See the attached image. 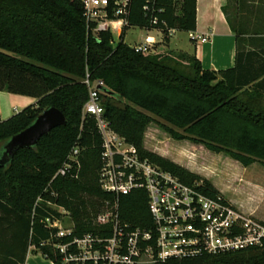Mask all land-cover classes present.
Listing matches in <instances>:
<instances>
[{
  "label": "trees",
  "instance_id": "16d2710c",
  "mask_svg": "<svg viewBox=\"0 0 264 264\" xmlns=\"http://www.w3.org/2000/svg\"><path fill=\"white\" fill-rule=\"evenodd\" d=\"M163 1L161 17L167 28L195 29L196 0ZM252 2L227 0L222 7L235 35V61L233 67L209 70L194 55L163 47L142 54L108 33H87L79 0H0V91L36 99L0 120V158L7 141L45 108L55 107L65 117V124L0 163V264H23L30 246L62 264L52 243L41 244L50 238L42 220L48 212L57 217L60 213L44 203L39 206V196L70 213L78 236L109 228L93 223L110 194L98 185L101 137L94 118L81 120L88 96L86 73L91 81L104 83L103 117L109 127L141 157L185 183L201 181L209 196L221 193L207 179L143 147L150 123L174 140L224 153L243 166L257 162L264 167V22L251 27L244 9L251 12ZM131 22L144 24L138 12ZM168 36L164 30L163 41ZM75 146L81 148L78 178H70L71 169L51 181ZM146 202L142 189L121 195V219L131 226L150 227ZM153 264H264V241L261 247Z\"/></svg>",
  "mask_w": 264,
  "mask_h": 264
},
{
  "label": "built area",
  "instance_id": "2783aa9c",
  "mask_svg": "<svg viewBox=\"0 0 264 264\" xmlns=\"http://www.w3.org/2000/svg\"><path fill=\"white\" fill-rule=\"evenodd\" d=\"M182 0H173L178 4ZM87 33L99 36L108 33L116 42H122L136 52H155L158 43L155 31L163 39L164 30L171 35L176 29L167 28L161 17L165 12L163 0H79ZM138 12L144 24H133L131 18ZM131 28L144 31V37L132 36L125 41ZM131 34V33H130ZM191 40L204 42L207 36L188 32ZM83 83L87 99L82 107L81 120L94 118L101 137L99 188L110 194L104 200L93 223L109 226L96 232L75 234L70 213L56 209V203L38 197L36 203L58 213L48 212L42 220L50 238L41 244L52 243L60 254L62 264H138L144 256L154 263L168 259H187L204 254L217 255L250 247H261L264 241V223L252 214H246L231 205L223 196H209L201 181L185 183L171 172L141 157L137 148L109 127L103 117L100 79L91 81L86 73ZM81 148L71 149L54 177L64 176L71 169L78 178ZM50 181V182H51ZM147 194L150 227L131 226L120 217V196L134 190ZM55 196V192L50 193ZM68 215V223L65 217Z\"/></svg>",
  "mask_w": 264,
  "mask_h": 264
},
{
  "label": "crops",
  "instance_id": "0c3cea01",
  "mask_svg": "<svg viewBox=\"0 0 264 264\" xmlns=\"http://www.w3.org/2000/svg\"><path fill=\"white\" fill-rule=\"evenodd\" d=\"M227 4V0H196V17H195V29L193 32L195 35L207 36L208 40L200 42L198 40H191L188 37V32L175 30L171 35L168 36L167 41L160 39L157 34L154 36L158 40V44L164 49L171 51L174 54H179L180 52H175L173 50L182 51L181 53H187L189 55H194L201 63L204 69L209 70H219L233 67L235 61L236 52V41L235 35L232 32L225 14L223 13L222 7ZM176 33L186 34L187 37H175ZM151 35V34H150ZM165 43V44H164ZM157 45L155 50H157ZM160 47V48H161ZM35 98L31 96L13 94L5 91H0V120H4L24 107L34 103ZM160 137L158 134H154L151 137H143V147L149 151L159 154L180 166L186 168L187 170L199 175L202 178L207 179L220 193L223 197L234 207L246 214H252L264 223V210H261V200L264 197V189L262 188V195H257V198L253 197V194L248 192L247 201H241L236 195L231 191L228 186H225L219 182L214 174L207 172L199 168L195 164L194 157L196 156L195 151L201 149L204 151L202 145L193 144L190 141L188 149L186 150V155L184 159L177 157H169L160 148L156 147L153 143L154 139ZM194 149L192 150V146ZM205 152V151H204ZM220 159L225 163L233 164V167L237 168L241 172L245 169L240 166V163H233L228 155L224 153H219ZM232 162V163H231ZM237 162V161H236ZM263 167V166H262ZM264 168V167H263ZM220 170V169H219ZM215 171V170H213ZM229 177V176H222ZM240 177H242L240 175ZM260 198V199H259ZM23 264H54L50 259L40 253L36 248L30 246L26 252V256Z\"/></svg>",
  "mask_w": 264,
  "mask_h": 264
},
{
  "label": "rangeland",
  "instance_id": "374dc122",
  "mask_svg": "<svg viewBox=\"0 0 264 264\" xmlns=\"http://www.w3.org/2000/svg\"><path fill=\"white\" fill-rule=\"evenodd\" d=\"M252 1V0H251ZM255 3L252 2V9L251 12L248 9H244L245 16L250 19L251 27L254 25L256 27L260 26L262 22H264V5H262V1L264 0H253ZM234 2V1H232ZM249 5V4H247ZM254 28V27H253ZM131 33V34H130ZM147 33L144 31H139L138 29L135 30L131 28V31L126 36L125 41L127 43H131L132 36L135 35L136 37H144ZM148 34L155 35V31H151ZM187 37L186 34H179L176 33L175 37ZM165 44V43H164ZM161 44H158L157 47L160 48ZM175 52H182L179 50H173ZM261 104L264 105V96L261 98ZM145 136L151 137L154 134H158L160 137L153 140V144L160 148L163 152H165L169 157H177L184 159L186 155V150L188 149L189 143L187 141L182 140H174L168 136L156 123H150L146 130ZM195 144V143H193ZM196 147L195 145L192 146V150ZM196 149V148H195ZM194 149V150H195ZM205 151V152H204ZM201 149L195 151V164L199 166V168L203 170H207L214 174L216 179L228 186L231 191L227 190L228 192H232L234 195L238 197L241 201H247L248 192L253 194L254 198H257V195L263 194L261 193L262 188L264 189V168L257 162L248 165L242 172L237 168L233 167V164L223 162L219 156V153L211 152L207 149ZM80 160V159H79ZM233 163H238L235 160L231 159ZM232 163V162H231ZM81 164V163H80ZM220 169V170H219ZM215 170V171H213ZM240 175L242 177H240ZM222 176H229V177H222ZM223 196V195H222ZM260 199V198H259ZM260 208L264 210V197L261 200ZM56 209L58 210H65L63 207L57 205ZM67 211V210H65ZM66 223L69 221L68 215L64 216ZM138 264H153L151 261L148 260V257L144 256L140 259Z\"/></svg>",
  "mask_w": 264,
  "mask_h": 264
},
{
  "label": "water",
  "instance_id": "95a60500",
  "mask_svg": "<svg viewBox=\"0 0 264 264\" xmlns=\"http://www.w3.org/2000/svg\"><path fill=\"white\" fill-rule=\"evenodd\" d=\"M63 124L65 117L60 110L55 107L45 108L29 126L7 141L0 163L7 162L19 148L35 145L42 135Z\"/></svg>",
  "mask_w": 264,
  "mask_h": 264
}]
</instances>
